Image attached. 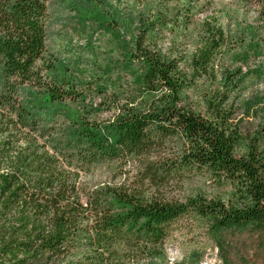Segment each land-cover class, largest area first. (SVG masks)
Here are the masks:
<instances>
[{
  "label": "trees",
  "instance_id": "trees-1",
  "mask_svg": "<svg viewBox=\"0 0 264 264\" xmlns=\"http://www.w3.org/2000/svg\"><path fill=\"white\" fill-rule=\"evenodd\" d=\"M50 1L0 0V264H161L182 216L205 220L217 238L264 227L262 154L247 145L234 155L237 136L215 102L207 100L210 115L184 102L223 30L205 20L188 59L174 41L159 42L184 33L198 1L121 10L108 0H65L117 41L121 58L111 65L124 82L111 78L108 63L82 68L46 56ZM244 1L264 19V0ZM101 166L109 176L94 180ZM190 171L230 186V196L156 195Z\"/></svg>",
  "mask_w": 264,
  "mask_h": 264
},
{
  "label": "rangeland",
  "instance_id": "rangeland-1",
  "mask_svg": "<svg viewBox=\"0 0 264 264\" xmlns=\"http://www.w3.org/2000/svg\"><path fill=\"white\" fill-rule=\"evenodd\" d=\"M146 1L108 0L121 10H127L133 3L141 6ZM191 1H198V7L185 16L184 33L178 37L165 35L159 42L167 46L174 41L177 55L188 59L202 44L198 34L205 20L223 30L225 41L218 46L207 74L197 77L185 90L184 102L203 115L209 114L207 100L215 102L225 111L227 122L237 136L234 155H244L246 146L251 145L264 159V19L255 4L244 0ZM46 27V56L49 58L62 59L82 68H90L92 62L108 63L111 78L121 82L128 78L125 72L113 69L115 64L111 65L121 58L117 41L97 25L84 21L73 4L65 0L50 1ZM190 34L196 39H189ZM180 64L189 70L186 59ZM97 93H91L92 105L100 101ZM106 116L105 109L100 117ZM126 168L132 176L135 170L130 166ZM108 176L106 166H101L92 178L104 180ZM230 193V186L200 171L187 172L181 179L156 190V195L180 200L196 195L226 199ZM208 228L205 220L193 215L178 218L164 243L161 264H264L263 226L249 224L221 230L218 238Z\"/></svg>",
  "mask_w": 264,
  "mask_h": 264
}]
</instances>
